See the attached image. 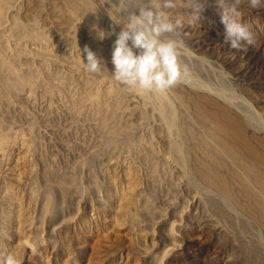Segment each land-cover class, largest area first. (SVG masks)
Instances as JSON below:
<instances>
[{"label":"rangeland","instance_id":"rangeland-1","mask_svg":"<svg viewBox=\"0 0 264 264\" xmlns=\"http://www.w3.org/2000/svg\"><path fill=\"white\" fill-rule=\"evenodd\" d=\"M120 2L0 0V264H264V158L230 127L264 150V6L237 50L213 0H174L181 75L147 91L111 73Z\"/></svg>","mask_w":264,"mask_h":264},{"label":"clouds","instance_id":"clouds-1","mask_svg":"<svg viewBox=\"0 0 264 264\" xmlns=\"http://www.w3.org/2000/svg\"><path fill=\"white\" fill-rule=\"evenodd\" d=\"M206 0H192V11L198 16L199 10ZM221 11L224 25L222 42L230 48L241 49L252 43V33L248 26L238 17L241 15V0H213ZM252 8L264 6V0H248ZM127 7L124 0L116 5L115 11H123ZM174 0H143L137 5L138 11L129 12L123 27L116 34L111 50L112 76L125 84L129 89L147 91H164L175 85L181 75L178 63L180 41L171 34L182 27V19L170 18L167 9L174 8ZM109 16L113 18L112 14ZM115 20V19H114ZM120 23V20H115ZM103 39L105 32L98 33ZM84 67L89 72H100L102 59L87 45L84 46ZM81 54V53H80ZM3 264H22L14 255L5 257Z\"/></svg>","mask_w":264,"mask_h":264},{"label":"bare ground","instance_id":"bare-ground-1","mask_svg":"<svg viewBox=\"0 0 264 264\" xmlns=\"http://www.w3.org/2000/svg\"><path fill=\"white\" fill-rule=\"evenodd\" d=\"M183 76V75H182ZM193 77V76H192ZM194 78V77H193ZM195 79V78H194ZM182 81H184V80H182ZM185 82V81H184ZM195 84H196V82H195ZM208 84V83H207ZM222 86V85H221ZM223 87V86H222ZM221 88V87H220ZM224 93V92H223ZM230 93V92H229ZM228 94V93H227ZM240 94V93H239ZM228 96V95H227ZM243 96V95H242ZM208 98L210 99V100H214L215 102H212V103H214L215 105H216V102L219 104V100L218 99H216V98H213V97H211V96H208ZM233 100V99H232ZM226 101V100H225ZM229 101V100H228ZM238 104V103H237ZM230 105H232L233 106V104H230ZM173 106V105H172ZM217 106V105H216ZM218 107V109L217 110H215L216 111V113L218 114V112H221L222 111V114H224L225 116H228V114H229V109H228V107L225 105V104H221V106H217ZM174 112H175V110H174ZM243 113V112H242ZM170 114H172V110L170 111ZM172 116V115H171ZM173 116H175V115H173ZM171 117L170 118V122H172L171 120L174 118L175 119V117ZM237 117V116H236ZM235 117V118H236ZM242 117V116H241ZM234 118V119H235ZM244 118V117H243ZM175 121V120H174ZM174 121L171 123V124H173L174 123ZM230 127H232L233 129H235V130H237V131H239V134L240 135H238L237 137L240 139L241 138V134H242V136H243V138L245 139V145H246V147H247V150L248 151H250V152H256V154L258 155V156H260L261 158H264V154H263V157H262V153L260 152V150H262V151H264L263 149H259L258 147H256V148H254L253 147V144H251V142L246 138V137H244V135H243V133H242V130L243 129H245V125L243 124V122H242V119L241 118H239V117H237L236 118V120H235V122L233 121L232 123H231V126ZM241 132V133H240ZM263 186H264V183H261ZM263 203H264V201H263Z\"/></svg>","mask_w":264,"mask_h":264}]
</instances>
